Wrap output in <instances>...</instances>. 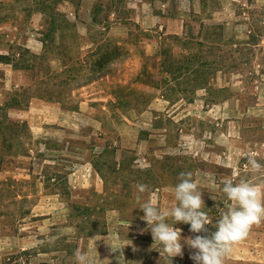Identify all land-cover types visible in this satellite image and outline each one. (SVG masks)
Here are the masks:
<instances>
[{
    "label": "rangeland",
    "instance_id": "rangeland-1",
    "mask_svg": "<svg viewBox=\"0 0 264 264\" xmlns=\"http://www.w3.org/2000/svg\"><path fill=\"white\" fill-rule=\"evenodd\" d=\"M245 152L264 165V0H0V264H168L137 186L169 208L191 172L211 233L225 179L264 183ZM224 264H264V222Z\"/></svg>",
    "mask_w": 264,
    "mask_h": 264
},
{
    "label": "clouds",
    "instance_id": "clouds-1",
    "mask_svg": "<svg viewBox=\"0 0 264 264\" xmlns=\"http://www.w3.org/2000/svg\"><path fill=\"white\" fill-rule=\"evenodd\" d=\"M241 155L247 160L248 171L253 174L264 172V165L258 162L254 153L245 152ZM199 189L191 172H181L179 183L174 187V199L177 203L169 208H161L155 195H150L141 203V195L149 189L144 184L137 186L136 201L143 211L142 219L147 225L140 231H150L153 245H160L155 249L160 252L161 257L167 259L168 264H172L173 257L184 255L185 244L194 250L190 258L195 264H224L233 246L244 241L254 226L264 222V183L256 184L244 179L236 183L233 179H225L221 191L229 202L225 204L226 210L220 213L214 225L216 230L211 233L206 225L212 224L213 220L202 210L205 202ZM177 223L189 224L190 232L197 235L187 237L182 243L181 229L174 227ZM107 243L111 245L113 252L121 249L108 241ZM133 251L136 249L133 248ZM73 256L76 264H94L88 251L76 249Z\"/></svg>",
    "mask_w": 264,
    "mask_h": 264
},
{
    "label": "trees",
    "instance_id": "trees-1",
    "mask_svg": "<svg viewBox=\"0 0 264 264\" xmlns=\"http://www.w3.org/2000/svg\"><path fill=\"white\" fill-rule=\"evenodd\" d=\"M77 209H80V208H77ZM208 228H210V227H208ZM210 232H212V231H210Z\"/></svg>",
    "mask_w": 264,
    "mask_h": 264
}]
</instances>
